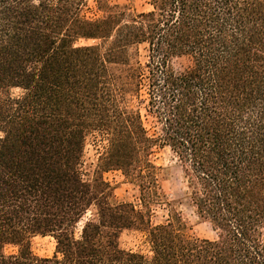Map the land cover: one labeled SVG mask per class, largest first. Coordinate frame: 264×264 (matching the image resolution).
<instances>
[{
	"label": "trees",
	"instance_id": "trees-1",
	"mask_svg": "<svg viewBox=\"0 0 264 264\" xmlns=\"http://www.w3.org/2000/svg\"><path fill=\"white\" fill-rule=\"evenodd\" d=\"M147 1L94 0L92 19L88 0H0V264H264V0ZM89 139L101 153L85 179ZM162 148L177 200L159 186ZM109 171L139 209L113 201ZM183 204L215 240L185 235ZM124 231L150 255L121 249Z\"/></svg>",
	"mask_w": 264,
	"mask_h": 264
},
{
	"label": "rangeland",
	"instance_id": "rangeland-1",
	"mask_svg": "<svg viewBox=\"0 0 264 264\" xmlns=\"http://www.w3.org/2000/svg\"><path fill=\"white\" fill-rule=\"evenodd\" d=\"M111 4L129 5L137 12L150 10L147 0H107ZM88 9L86 16L95 19L100 14L95 9L94 0H88ZM188 60L181 58L172 61V66L176 71H182L188 66ZM14 95L19 91L14 90ZM101 150L89 139L85 149L84 164L82 174L85 179H91L97 169V163ZM153 163L159 168L158 181L163 194L169 201L177 200L181 197L183 191V181L179 164L168 148L157 149L152 157ZM103 180L113 190V201L132 203L139 209V193L135 186L128 183L121 172L109 171L103 174ZM182 217L187 224L185 235L188 238L206 239L213 241L216 239V233L208 223L201 222L195 216V213L188 206L183 204L180 207ZM86 217H90L88 213ZM166 214L162 209L157 208L154 214L153 222H164ZM82 224V223H81ZM81 224L79 226H81ZM80 230V227H78ZM78 230V231H79ZM120 248L126 251L140 253L146 256L150 255V246L145 233L137 231H124L119 238ZM31 249L35 256L40 258H51L54 254L55 243L51 237L36 236L31 240Z\"/></svg>",
	"mask_w": 264,
	"mask_h": 264
}]
</instances>
